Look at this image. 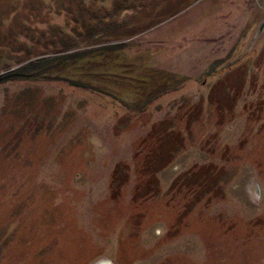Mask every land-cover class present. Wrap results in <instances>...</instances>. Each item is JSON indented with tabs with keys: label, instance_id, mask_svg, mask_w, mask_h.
I'll return each mask as SVG.
<instances>
[{
	"label": "rangeland",
	"instance_id": "obj_1",
	"mask_svg": "<svg viewBox=\"0 0 264 264\" xmlns=\"http://www.w3.org/2000/svg\"><path fill=\"white\" fill-rule=\"evenodd\" d=\"M20 68L0 264H264V0H0Z\"/></svg>",
	"mask_w": 264,
	"mask_h": 264
},
{
	"label": "trees",
	"instance_id": "obj_2",
	"mask_svg": "<svg viewBox=\"0 0 264 264\" xmlns=\"http://www.w3.org/2000/svg\"><path fill=\"white\" fill-rule=\"evenodd\" d=\"M31 68H33V66H29ZM27 67V68H29ZM27 68H20L19 70L15 71V72H9L5 75L0 76V81H8V80H14V79H19L22 77V73L24 70H26Z\"/></svg>",
	"mask_w": 264,
	"mask_h": 264
},
{
	"label": "bare ground",
	"instance_id": "obj_3",
	"mask_svg": "<svg viewBox=\"0 0 264 264\" xmlns=\"http://www.w3.org/2000/svg\"><path fill=\"white\" fill-rule=\"evenodd\" d=\"M96 264H112L111 261L105 259V260H101L99 262H97Z\"/></svg>",
	"mask_w": 264,
	"mask_h": 264
},
{
	"label": "flooded vegetation",
	"instance_id": "obj_4",
	"mask_svg": "<svg viewBox=\"0 0 264 264\" xmlns=\"http://www.w3.org/2000/svg\"><path fill=\"white\" fill-rule=\"evenodd\" d=\"M112 263V262H111ZM96 264V263H95Z\"/></svg>",
	"mask_w": 264,
	"mask_h": 264
}]
</instances>
